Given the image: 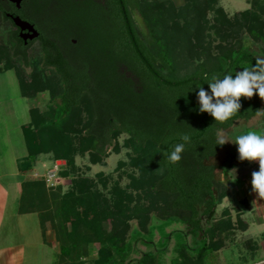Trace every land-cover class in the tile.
<instances>
[{"label": "trees", "instance_id": "trees-1", "mask_svg": "<svg viewBox=\"0 0 264 264\" xmlns=\"http://www.w3.org/2000/svg\"><path fill=\"white\" fill-rule=\"evenodd\" d=\"M39 1L34 15L43 14L50 0ZM250 4L249 10L229 18L219 0H185L177 9L149 0H104L103 4H71L59 12L54 26H41L40 38L27 45L15 30L10 32L18 48L11 58L28 66L27 50L38 42L43 68L52 69L60 82L59 88L51 86L40 72L26 79L11 58L5 66L0 57L3 71H15L21 96L26 98L33 91L52 88L53 98H59L55 108L45 113L29 111L30 121L22 128L28 153L23 170H30L37 156L49 155L54 162H65L58 175L70 179L76 155L88 153L93 164L104 163L101 159L106 158L107 148L118 135L125 134L144 167L140 177L151 182L155 196L168 201L167 213H150L145 207L137 212L136 208L129 209L132 198L123 200L127 199L123 197L124 189H115L108 201L97 190L91 191L87 178L72 180L66 193H62L60 185L47 188L42 178L26 179L22 183L19 213L37 214L43 233L50 229L59 248L55 264H84L82 260L91 246L97 250L93 264H130L136 248L128 241L131 218L137 220L138 237L149 234L154 220L183 221L187 234L200 237L195 255L182 245L173 264H202L204 257L223 245L222 235L235 226L228 210L223 211L221 218L216 216L227 193L217 173H230L245 165L246 160L239 159L237 150L219 166L210 161L226 148L225 144L216 145L219 133L239 121L255 118L264 98L258 94L241 97L239 112L227 121H216L207 112L199 111L197 93L198 87L209 90L207 83L212 75L222 79L225 74L235 75L261 61L244 43L242 34L245 30L256 33L253 41L261 46L264 55V0H251ZM134 12L140 14L144 31L138 29ZM14 13L26 19L24 11ZM0 15L15 28L5 12ZM80 15L85 17V22L78 25L85 31V43L90 54L97 56L94 76L88 66H80L63 49L64 43L72 39L62 30L64 22ZM57 29L61 31L55 33ZM208 32L221 44H205L207 37H212ZM83 113L89 123L75 144L68 129L74 127L77 119L82 121ZM182 134L190 137L182 159L169 163L163 153H170L182 142ZM110 205L114 206L109 208ZM109 219L117 230L108 233L105 225ZM137 264H158V258L146 253Z\"/></svg>", "mask_w": 264, "mask_h": 264}, {"label": "rangeland", "instance_id": "rangeland-1", "mask_svg": "<svg viewBox=\"0 0 264 264\" xmlns=\"http://www.w3.org/2000/svg\"><path fill=\"white\" fill-rule=\"evenodd\" d=\"M250 1L251 0H219V4L224 9L227 16L232 18L237 13L249 10L251 8ZM56 2L57 0H52L48 10L43 14L34 15L31 11L26 10L24 12L26 20L34 23L41 31V26L46 24L45 21H55V19L58 18L57 15H59L60 11H58L59 7ZM149 2H156L157 4L164 3L165 6L172 5L176 9L185 4V0H149ZM133 17L138 29L140 31H144L145 25L140 14L138 12H134ZM209 18L212 23V15ZM93 19L97 21L96 16ZM79 22H85V17L83 15L75 17L73 21L64 22L66 24L62 29L63 32H68L72 37L69 42L67 41L64 43V53L70 59L75 60L80 66H88L90 74L94 76L97 70V56H92L90 54L89 47L85 43V31L78 26L80 25ZM13 30L14 28L11 24L3 21L2 16L0 15V57L5 66L11 58V54L18 51L16 42L10 35V32ZM60 31L61 29H57L55 33ZM208 34H212V37L208 36V41H205V44L208 42L213 46H217L220 43V40H218L213 33L208 32ZM255 34L256 33L245 30L242 34L244 35L243 41L248 47L253 49L258 54L261 61H264V55L260 51L261 46H258L253 41ZM213 37L216 40L213 41ZM71 41H75V43L70 45ZM228 42L233 41L229 40ZM223 45H225V42ZM42 53L40 43L35 42L27 50L28 66H25L20 60L14 59V57L13 59L11 58V62L12 64L14 63L21 75L26 79H30L40 72L41 77L48 80L51 86L56 85V87L59 88L60 82L54 71L52 69H44L42 66ZM0 68H2V66H0ZM1 70V72L4 73L3 68ZM50 89L49 91L44 92L41 90L33 91L24 99V97L22 96V98L20 95V88L17 83L14 70L8 71V73L0 76V101L3 103L6 102V104H2L3 108L8 105H11L12 107L15 106L18 110L17 115L20 122L25 121L27 123L29 119V109H35L41 113H45L47 109L55 108L56 104L59 103V98L54 99L52 94L53 89ZM58 93L59 92H57V95ZM54 95H56V93ZM2 116H4V114ZM81 119V122H79L78 119L77 121L75 119L76 124L74 127L68 129V134L76 140L75 144L78 143L79 139L83 136L82 133L89 123V118L85 113L82 114ZM248 130L264 132V101L262 103L260 113L255 118L249 121H239L231 129L219 133L220 138L228 139L233 143H225L226 148L219 151L217 157L212 159L210 163L215 166H219L226 159L233 157L238 150V145L234 144L235 136ZM136 156L137 155L131 147L128 136L125 134L118 135L112 142L111 146L107 148L106 158L104 157L101 159L104 163L93 164V162L89 159L88 153L83 156L76 155L74 158V170L70 179H63L59 176V185L62 189V193H66L71 189L72 180L87 178V185L91 187V191L97 190L104 197H106L108 201L112 200L115 189H124L125 191L123 192H125V196L123 197H126L127 199L123 200H128L129 197L134 200L133 204L131 203L129 206V209L136 208L137 212H139L141 208L145 207L150 211V213L154 211L158 213H167L169 211L168 201L164 197L155 196L153 190L150 188V186H152L151 182H146V178L140 177L143 173L142 170L144 167L141 162L137 160ZM50 159L52 161L50 170H56L58 174H60L65 164H62L61 162H54L51 157ZM222 176V173H217V178L220 181L225 182ZM232 176L234 177L235 174H228L226 179L230 180ZM151 177L154 176L152 175ZM155 177L153 179H155ZM40 178H42V176ZM235 196L236 192L231 190L230 195L227 197L228 201L226 204L233 203L235 201ZM153 201L155 202L153 203ZM113 206L114 205H110L109 208H112ZM222 207L223 205L219 208L221 209ZM125 211H127V209H125ZM131 219L130 226L132 228V232L130 233L131 237L128 241L135 245L136 248L131 255L130 264H137L140 258L146 253L155 254L158 258V264H173V262L177 259V250L180 246L185 245L188 246V248L193 249L196 247V244L200 239L199 236L187 234L186 224L180 220H154L149 226V234H139L138 237L137 234H135L137 231V220L135 218ZM48 226L50 225L48 224ZM105 230L108 233L113 230H117L115 229V226H113L112 220H108V223L105 225ZM124 238L127 239L126 237ZM96 257L97 250L94 246H91L89 248L88 256L84 258L82 262L84 264H93ZM249 262L250 260L247 257H245L244 260H240L238 258L233 260L227 256L225 257L224 255L219 264H244Z\"/></svg>", "mask_w": 264, "mask_h": 264}, {"label": "crops", "instance_id": "crops-1", "mask_svg": "<svg viewBox=\"0 0 264 264\" xmlns=\"http://www.w3.org/2000/svg\"><path fill=\"white\" fill-rule=\"evenodd\" d=\"M1 69L0 76L11 71L2 73ZM2 104L6 102L0 101V264H55L59 248L52 233H43L37 214L19 213L23 181L43 177L52 161L49 155H39L30 170H23L28 153L22 128L30 117L27 123L20 122L17 108H3ZM258 170V160H246L234 172H219L227 193L216 216L219 219L228 210L235 229L222 235L223 245L204 257L202 264H219L224 255L233 260L249 258L244 264H264V193L255 191L251 183L252 173ZM233 173L234 177L226 179ZM231 190L236 192V202L226 204ZM195 248H189L191 255H195Z\"/></svg>", "mask_w": 264, "mask_h": 264}, {"label": "clouds", "instance_id": "clouds-1", "mask_svg": "<svg viewBox=\"0 0 264 264\" xmlns=\"http://www.w3.org/2000/svg\"><path fill=\"white\" fill-rule=\"evenodd\" d=\"M264 61L258 60L252 67H245L242 71L208 78V89L198 87L197 100L199 111L207 112L216 121H227L241 109L240 98H251L258 94L264 98ZM182 142L177 143L174 149L164 152L163 156L169 163L175 164L182 159L186 144L190 141L187 134L180 137ZM228 139L219 138L216 145L223 146ZM233 143V142H232ZM234 144L238 145L241 161H259V170L252 173V187L257 192H264V132L248 130L235 136Z\"/></svg>", "mask_w": 264, "mask_h": 264}, {"label": "flooded vegetation", "instance_id": "flooded-vegetation-1", "mask_svg": "<svg viewBox=\"0 0 264 264\" xmlns=\"http://www.w3.org/2000/svg\"><path fill=\"white\" fill-rule=\"evenodd\" d=\"M51 1L52 0H50L48 5L46 6L44 13L48 10V7L50 6ZM92 2H97V3L103 4L104 0H67L65 2L63 0H57L56 3L59 7L58 11H61L67 7L69 8V6H71V4L81 6V5H87L88 3H92ZM39 4H40L39 0H22L21 5H20V9H17V7L14 4L9 2V0H0V12H5L6 15L9 14V15H12L13 17H16L17 15L14 13L15 10L18 12H20V11L25 12L26 10L33 12L34 8H36V6H38ZM18 17H20V16H18ZM21 19L24 21H28L29 23L33 24L35 29L39 32V38H40L41 33H40L39 29L36 27V25L34 23L30 22L29 20L24 19V18H21ZM45 23H46L45 25H47V27H51V26L55 25L54 24L55 22L53 20L52 21H45ZM14 30L19 35L20 31L16 28H14Z\"/></svg>", "mask_w": 264, "mask_h": 264}, {"label": "water", "instance_id": "water-1", "mask_svg": "<svg viewBox=\"0 0 264 264\" xmlns=\"http://www.w3.org/2000/svg\"><path fill=\"white\" fill-rule=\"evenodd\" d=\"M12 4H14L17 9H20V5L22 0H9ZM7 18L11 20L14 27L20 31L18 37L23 41L25 45L28 44V42L36 41L39 38V32L35 29L34 25L29 23L28 21L22 20L20 17L16 16L13 17L12 15H6ZM72 43H75V41H72ZM62 164H65L64 161H58Z\"/></svg>", "mask_w": 264, "mask_h": 264}, {"label": "built area", "instance_id": "built-area-1", "mask_svg": "<svg viewBox=\"0 0 264 264\" xmlns=\"http://www.w3.org/2000/svg\"><path fill=\"white\" fill-rule=\"evenodd\" d=\"M43 180L46 184L47 188H53L56 187L60 184L59 182V175L56 170H48L44 175H43Z\"/></svg>", "mask_w": 264, "mask_h": 264}]
</instances>
